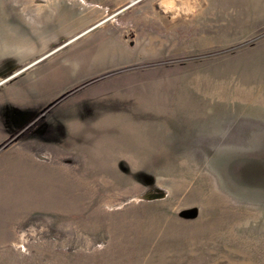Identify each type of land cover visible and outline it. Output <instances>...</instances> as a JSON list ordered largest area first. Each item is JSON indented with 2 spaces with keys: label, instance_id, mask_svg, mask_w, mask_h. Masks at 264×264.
Instances as JSON below:
<instances>
[{
  "label": "rangeland",
  "instance_id": "rangeland-1",
  "mask_svg": "<svg viewBox=\"0 0 264 264\" xmlns=\"http://www.w3.org/2000/svg\"><path fill=\"white\" fill-rule=\"evenodd\" d=\"M0 264H264V0H0Z\"/></svg>",
  "mask_w": 264,
  "mask_h": 264
},
{
  "label": "crops",
  "instance_id": "crops-1",
  "mask_svg": "<svg viewBox=\"0 0 264 264\" xmlns=\"http://www.w3.org/2000/svg\"><path fill=\"white\" fill-rule=\"evenodd\" d=\"M105 18H106V17H105ZM107 18H109V17H107ZM107 18H106V19H107ZM106 19H105V20H106ZM100 20H102V19H100ZM100 20H99V21H100ZM99 21H97V22H99ZM97 22H96V23H97ZM102 22H103V21H102ZM102 22H100V23H102ZM96 23H95V24H96ZM100 23H98V24H100ZM98 24H96V25H98ZM96 25H95V26H96ZM85 30L87 31L88 29H85ZM85 30H84V32H83V33H85V32H86ZM83 33H82V34H83ZM82 34H79V35H77V36H74V37H72V38H71V40H74V39H76L77 37H79V36H80V35H82ZM37 62H38V61H37Z\"/></svg>",
  "mask_w": 264,
  "mask_h": 264
}]
</instances>
